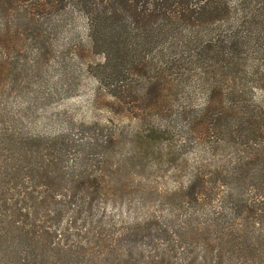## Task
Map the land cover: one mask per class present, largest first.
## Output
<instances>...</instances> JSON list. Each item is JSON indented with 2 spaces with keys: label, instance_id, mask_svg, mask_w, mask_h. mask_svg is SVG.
<instances>
[{
  "label": "rangeland",
  "instance_id": "rangeland-1",
  "mask_svg": "<svg viewBox=\"0 0 264 264\" xmlns=\"http://www.w3.org/2000/svg\"><path fill=\"white\" fill-rule=\"evenodd\" d=\"M72 12L51 18L55 32L36 43L28 39L29 48H16L0 58L5 62L0 156L8 159L4 166L13 158L20 168L31 161L34 177L19 174L10 183L11 178L2 175L6 185L0 194L7 199L13 194L33 196L22 207L30 210L26 220L42 240L37 245L24 239L25 255H10L0 264H59L58 251L43 249L48 242H78L97 251L98 245L111 244L141 259V247L148 255L150 246L164 248L177 234L190 241L194 233H203L183 221L191 212L185 187L199 160L211 158L191 133L193 120L198 113L205 115L200 111L208 106L200 82L202 68L210 64L190 57L177 64L172 76L165 75L154 45L157 49L149 50L147 61L139 56L144 68L129 63L117 75L122 81L103 87L97 78L103 55L91 43L86 19ZM247 58L252 66L259 55ZM243 81L246 95L261 101L264 92L255 87L257 80L247 74ZM120 90L129 104L113 96ZM31 152L39 154L46 167L37 169L34 158L21 161L20 155ZM49 158L47 165L44 160ZM47 166L51 168L45 176ZM96 179L101 188L91 181ZM15 186L17 192L11 190ZM54 194L62 199L58 210L46 201ZM48 230L54 231L53 237ZM126 230L133 232L121 236Z\"/></svg>",
  "mask_w": 264,
  "mask_h": 264
},
{
  "label": "trees",
  "instance_id": "trees-1",
  "mask_svg": "<svg viewBox=\"0 0 264 264\" xmlns=\"http://www.w3.org/2000/svg\"><path fill=\"white\" fill-rule=\"evenodd\" d=\"M72 11L86 19L91 43L103 55L97 75L103 87L122 81L117 75L129 63L144 68L139 56L147 61L154 45L165 75L190 57L210 64L202 68L200 82L208 106L200 111L205 115L198 113L193 120L191 133L211 158L199 160L185 187L191 212L183 221L203 233H194L190 241L177 234L164 248L150 246L148 255L141 247L142 260L132 250L111 244L98 245L97 251L78 242H48L43 249L58 251L59 264H264V96L261 101L247 96L243 81L250 74L264 92V0H0V58L29 48L28 39L36 43L55 32L51 18H66ZM250 54L259 55L257 64L256 59L252 66L246 64ZM4 70L0 60V79ZM113 96L130 103L124 90ZM20 157L22 162L34 158L37 169L46 167L35 152ZM7 160L0 156V188L6 185L2 175L10 183L19 174L34 179L31 161L20 168L14 158L4 166ZM50 161L44 160L47 165ZM91 181L101 188L98 179ZM11 190L17 192L18 186ZM29 195L5 199L0 194V262L25 255L24 239L42 244L39 231L26 220L30 210L22 207L33 197ZM46 201L58 210L62 199L54 194ZM46 233L53 237L54 231Z\"/></svg>",
  "mask_w": 264,
  "mask_h": 264
}]
</instances>
